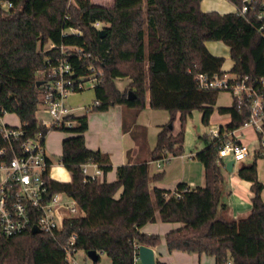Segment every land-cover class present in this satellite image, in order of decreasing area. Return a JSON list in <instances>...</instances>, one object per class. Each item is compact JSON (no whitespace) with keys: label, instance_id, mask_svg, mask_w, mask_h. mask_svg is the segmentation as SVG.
<instances>
[{"label":"trees","instance_id":"16d2710c","mask_svg":"<svg viewBox=\"0 0 264 264\" xmlns=\"http://www.w3.org/2000/svg\"><path fill=\"white\" fill-rule=\"evenodd\" d=\"M10 1L12 7L0 8V106L16 114L25 137L38 130L47 132L34 117L41 90L37 82L44 80L39 73L48 70L46 55L55 52L38 51L46 42H76L91 54L77 70L90 73L89 63L96 68L93 89L97 103L91 110L104 111L120 104L134 116L145 107L169 112V121L160 127L149 152L150 160L182 154L183 123L192 109L201 111L203 124L209 122L219 89L199 88L194 75L225 71L221 69L223 57L212 54L205 41H222L228 47L233 61L230 73L264 78V35L258 32L253 12L238 13L242 0H230L236 10L224 13L201 10V0H111L109 5L90 0ZM95 21L101 28L93 26ZM71 26L82 34H63ZM72 60L77 64V58ZM120 78L131 80L122 91L115 85ZM128 90L134 98H127ZM217 110L229 115L220 129H233L248 115L234 98L229 106ZM177 112L180 128L173 133ZM86 129L87 115L80 116L74 126L56 129L73 133L62 139L59 156L70 179L48 177L51 190L72 196L82 214L65 220L58 240L30 231L0 234V264H67L61 241L72 232L77 250L101 251L111 264H132L133 243H160L159 234L140 230L156 220L180 224L163 235L168 251L206 253L214 256L215 264L227 260L230 264H264V200L256 168L257 158L264 154L256 151L250 164L237 169V176L250 182L252 196L249 213L232 218L223 213L225 205L220 203L226 182L225 166L217 154L221 140L202 135L205 146L193 155L203 166V185L179 182L169 190L154 185L163 172L149 174L147 159L118 165L113 181L84 180V163L95 162L103 172L111 169L107 153L86 147ZM145 130L138 125L130 129L139 150L146 147Z\"/></svg>","mask_w":264,"mask_h":264},{"label":"built area","instance_id":"2783aa9c","mask_svg":"<svg viewBox=\"0 0 264 264\" xmlns=\"http://www.w3.org/2000/svg\"><path fill=\"white\" fill-rule=\"evenodd\" d=\"M10 7H12L10 0H0V8ZM237 11L240 14L253 12L258 20V32L264 35V0H242ZM64 17L69 19L70 16L65 13ZM99 24L95 21L93 26L99 27ZM66 33L82 34L75 26L63 30V34ZM38 51L55 52L46 55L48 70L39 73L44 75V80L40 84L41 90L34 111L36 122L40 127L46 128L47 132L74 126L78 123V118L86 115L97 103L93 100L92 104L87 106L72 105L68 100L71 94L83 89L86 81L95 83L94 64L87 65L90 73L82 74L77 71L91 54L84 52L76 42L58 45L46 42L39 46ZM73 57L77 58V64H74ZM194 79L201 89L229 91L236 104L247 109L246 119L237 127L220 129L218 126L210 129L206 135L209 139L221 140L217 154L223 165L225 166L227 162L223 161L226 156H232L230 160L233 165L237 159L249 154V147L241 141L242 133H237L240 128H251L256 135V151L264 154V78L233 73L227 75L225 72L222 74L197 72ZM5 113L7 112L0 106V234L10 236L31 232V228L35 226L39 230L38 233L58 240L65 220L80 216L82 212L72 196L64 191H53L48 184L51 162L44 150L47 132L38 130L32 137H25L20 123L9 125L3 120ZM168 159L169 157L165 156L155 160L156 167L160 169L162 163ZM89 167L93 168L92 172L89 171ZM81 168L84 180H101L99 178L103 170L97 163L87 162L82 164ZM75 239L76 234L72 232L61 241L67 264H81L75 257L77 251L74 246ZM139 245L133 243L132 264H142L138 253ZM226 264H230V261L227 260Z\"/></svg>","mask_w":264,"mask_h":264},{"label":"crops","instance_id":"0c3cea01","mask_svg":"<svg viewBox=\"0 0 264 264\" xmlns=\"http://www.w3.org/2000/svg\"><path fill=\"white\" fill-rule=\"evenodd\" d=\"M233 6V9L220 10L219 8L224 7L222 0L200 1V8L203 11L231 12L236 10V6ZM218 42L221 41H205V46L212 54L221 56V53L217 51ZM145 51H148V47ZM232 64L233 61L230 58V62L225 67L222 64L221 69L223 71L226 69L229 70ZM130 81V78L116 79L115 85L122 91L129 85ZM86 115L87 129L84 132L86 147L107 153L111 164V169L103 172L99 178L101 180L99 181H113L118 165L134 163L140 159H147L149 174L163 172L162 178L154 183L156 187L173 190L179 182H185L191 187L204 184L203 166L195 162V160L175 161L176 156H170L168 162L158 169L155 160L149 159V152L156 143L157 132L162 125L169 121V112L167 110L145 107L139 110L134 116L131 109L116 104L104 111H89ZM226 115L219 125H224L229 121V115ZM132 118H134V121ZM125 125L128 128H125ZM134 125L142 126L146 129V147L142 150H139L138 145L130 133V129ZM151 165H153V168H151ZM233 166L234 164L229 173L226 174V182L220 196V203L225 205L223 213L227 217L237 218L246 216L249 213L252 193L249 188L250 182L240 179L237 176V169L233 170ZM256 168L257 179L262 183L260 196L264 200V156L257 158ZM89 171L92 172L93 168L89 167ZM195 180H201L202 183L197 184ZM221 213L219 208L218 215ZM179 225L178 222H161L156 220L146 223L140 230L145 233L159 234L161 236L160 243H163L166 247L163 235L168 230ZM151 247L155 253L157 245ZM159 261L165 264H215V259L212 255L206 253H187L180 250L165 252Z\"/></svg>","mask_w":264,"mask_h":264},{"label":"rangeland","instance_id":"374dc122","mask_svg":"<svg viewBox=\"0 0 264 264\" xmlns=\"http://www.w3.org/2000/svg\"><path fill=\"white\" fill-rule=\"evenodd\" d=\"M69 1V0H68ZM94 3H99L103 5H109L111 0H90ZM72 2V0H70ZM224 7L219 8L220 10L233 9L234 4L230 0H222ZM102 24H99L101 27ZM215 42V41H210ZM218 52H220L221 57H223V65H227L230 62V57L228 55L227 46L221 41L218 42ZM225 69V68H224ZM227 75H230L228 69L224 70ZM69 102L73 105H90L94 100V89L91 81H86L84 83L83 89L74 92L68 97ZM232 101V96L229 91L220 89L216 95L215 104L213 105V111L210 115L208 124H203L201 122V111L198 108H194L190 113L186 114L184 119V140H183V151L180 156H176L175 161H186L195 160V162L201 164L199 160L193 157L194 153L201 150L205 146V142L202 139V135H207L212 128H216L222 122V120L227 116L226 114H220L217 110L220 106H229ZM94 110H90L92 112ZM170 117V116H169ZM3 120L9 125L19 124V119L14 113H5ZM180 128L179 112L173 120V133H176ZM237 133H242L241 141L249 147V154L245 157L237 159L234 162L233 170L238 169L241 165H247L252 162L254 153L257 149L256 135L251 131L250 127L240 128ZM73 134L69 131L63 130H52L46 133L44 140V150L45 155L49 158L51 162L49 174L52 178L60 181H68L70 179L69 171L59 162V156L61 153V141L64 137ZM232 156H226L223 161L226 162L230 160ZM174 161V162H175ZM168 161L162 163L166 164ZM155 164V163H154ZM153 168V165H151ZM225 175L229 173L224 169ZM197 184L202 183L201 180H195ZM168 250L163 243H160L156 247L154 253L155 259L159 261L161 257L164 256L165 252ZM76 259L81 264H111L109 257L103 253L99 252V259L94 262L87 255L84 250L78 249L75 254Z\"/></svg>","mask_w":264,"mask_h":264},{"label":"water","instance_id":"95a60500","mask_svg":"<svg viewBox=\"0 0 264 264\" xmlns=\"http://www.w3.org/2000/svg\"><path fill=\"white\" fill-rule=\"evenodd\" d=\"M99 32L101 34L104 33V30L103 29H99ZM41 84V81H38L37 82V85ZM126 96L128 99H131V98H134L135 97V94L131 91V90H128L127 93H126ZM169 126L171 127V124H169ZM232 161L229 160L226 162L225 164V169L227 171H230L231 170V167H232ZM39 230L33 226L31 228V233H38ZM86 252V255L94 262L97 261L98 259V253L93 250V249H90V250H87L85 251ZM138 253H139V258H140V261L142 264H157V260L155 259V255H154V250L151 246L149 245H145V244H140L139 247H138Z\"/></svg>","mask_w":264,"mask_h":264}]
</instances>
